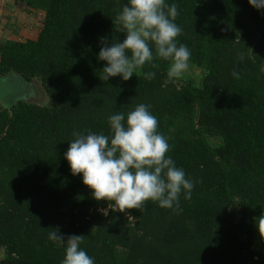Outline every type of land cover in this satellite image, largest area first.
Wrapping results in <instances>:
<instances>
[{"label": "trees", "instance_id": "obj_1", "mask_svg": "<svg viewBox=\"0 0 264 264\" xmlns=\"http://www.w3.org/2000/svg\"><path fill=\"white\" fill-rule=\"evenodd\" d=\"M12 1L44 20L36 40L0 42V78L38 80L50 105H0L1 264H61L65 245L49 241L51 230L84 236L95 264H264V10L167 0L179 9L189 70L165 83L168 62L156 59L129 81H105L99 38L123 42L113 21L128 0ZM139 103L151 105L168 154L195 181L179 214L148 201L104 215L108 203L64 159L74 131L108 134V116Z\"/></svg>", "mask_w": 264, "mask_h": 264}, {"label": "clouds", "instance_id": "obj_2", "mask_svg": "<svg viewBox=\"0 0 264 264\" xmlns=\"http://www.w3.org/2000/svg\"><path fill=\"white\" fill-rule=\"evenodd\" d=\"M249 4L264 10V0H249ZM178 16L177 4L167 0H128L113 21L118 31L126 34L123 42L99 38L98 60L105 62L103 80L119 76L129 81L146 64L157 68L156 59L168 62L165 83L180 78L189 70L192 53L178 40L183 31L175 22ZM238 60H244L243 53ZM232 76L239 78V71L234 69ZM155 77L154 71L144 72L147 80ZM150 109L151 105L139 103L127 112H114L107 118L108 134L91 129L73 132L64 159L73 176L82 175L92 198L108 203V208L100 209L104 215L109 209L121 213L140 210L148 201L179 214L181 197L192 198L195 181L168 154V138L159 130L158 119ZM257 227L260 234L264 233V216ZM48 239L65 245L61 264H95L81 247L84 236L65 239L51 230Z\"/></svg>", "mask_w": 264, "mask_h": 264}, {"label": "rangeland", "instance_id": "obj_3", "mask_svg": "<svg viewBox=\"0 0 264 264\" xmlns=\"http://www.w3.org/2000/svg\"><path fill=\"white\" fill-rule=\"evenodd\" d=\"M10 2V3H9ZM44 16L25 5H15L11 0H0V42L36 40ZM43 92V93H42ZM43 95V98L41 99ZM49 99L38 80L28 82L18 74L0 78V105L11 108L20 101L43 102ZM5 252L0 251V264Z\"/></svg>", "mask_w": 264, "mask_h": 264}, {"label": "crops", "instance_id": "obj_4", "mask_svg": "<svg viewBox=\"0 0 264 264\" xmlns=\"http://www.w3.org/2000/svg\"><path fill=\"white\" fill-rule=\"evenodd\" d=\"M10 1V0H9ZM12 1V0H11ZM13 2V1H12ZM10 3V2H9Z\"/></svg>", "mask_w": 264, "mask_h": 264}]
</instances>
